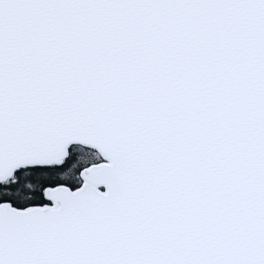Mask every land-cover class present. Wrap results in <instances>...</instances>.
<instances>
[{
  "label": "snow or ice",
  "instance_id": "1",
  "mask_svg": "<svg viewBox=\"0 0 264 264\" xmlns=\"http://www.w3.org/2000/svg\"><path fill=\"white\" fill-rule=\"evenodd\" d=\"M0 264H264V0H0Z\"/></svg>",
  "mask_w": 264,
  "mask_h": 264
}]
</instances>
